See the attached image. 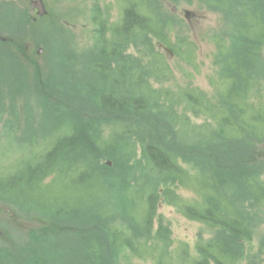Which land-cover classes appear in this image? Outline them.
<instances>
[{
    "label": "trees",
    "instance_id": "trees-1",
    "mask_svg": "<svg viewBox=\"0 0 264 264\" xmlns=\"http://www.w3.org/2000/svg\"><path fill=\"white\" fill-rule=\"evenodd\" d=\"M201 2L221 12L234 5L233 0ZM155 3L124 4L130 48L90 51L96 55L92 62L98 61L113 82L96 75L95 81L77 85L76 74H69L63 87L56 89V82L49 92L39 76L46 143L42 152L12 165V172L0 179V207L10 209L7 215L17 228L29 223L31 231L40 224L45 234H59L54 229L60 228L79 235L85 264H112L124 248L139 255L155 253L163 264L172 248L170 232L152 233L157 211L166 204L215 230L209 242L197 245L194 256L185 259L190 254L184 247L173 252L174 264H241L264 218V63L259 48L264 29L256 30V40L244 37L241 45L233 44L242 48L235 52L242 58L233 71L223 40L216 38V60L223 67L211 99L193 88L172 94L153 85L163 84L170 73L154 39L189 62L195 50L185 41L177 48L171 44L166 24L153 15ZM248 3L241 7L256 11L264 5L263 0ZM252 18L256 25L261 22V17ZM13 46L19 53L24 42L15 39ZM139 46L144 48L131 50ZM7 49L13 50L0 47ZM192 115L208 122L195 124ZM45 254L28 243L16 250L0 248V263L49 264Z\"/></svg>",
    "mask_w": 264,
    "mask_h": 264
},
{
    "label": "rangeland",
    "instance_id": "rangeland-1",
    "mask_svg": "<svg viewBox=\"0 0 264 264\" xmlns=\"http://www.w3.org/2000/svg\"><path fill=\"white\" fill-rule=\"evenodd\" d=\"M0 1L1 30L4 34L13 35L24 42V48H21L19 53L15 48L7 46L1 47L13 50H0V179H2L12 172L14 168L12 165L22 163L26 158L44 149L46 143L44 137L48 133V128L41 124L45 117L42 109L45 101L42 99L40 88L36 86L39 76L46 83L42 88L45 89L47 86L49 92H52L51 87L56 82V89L63 87L69 74H76L77 85L87 80L95 81L96 75L101 80L109 78L99 68L98 61L92 62L96 55H90V51H96V48L92 47L99 37L101 39L109 37V28L118 20L124 4L121 0H45L48 15L38 21H31L29 15L32 13L31 5L21 0ZM155 1L158 10L153 15L159 16L166 24L170 36L172 35L169 40L171 44L177 48L176 45L180 47L185 41L194 48L195 52L190 62L186 61L183 55H175L171 60L165 57L170 73L162 81L163 84L154 81V87L169 90L172 94H177L185 88H193L200 90L211 99L215 94V88L221 84L217 78L220 77L223 67V64L217 63L216 60L219 52L216 38L224 40L225 48L222 51L224 53L227 51L226 55L229 58L227 66H231L232 60L231 71H233L238 59L242 58V53L238 58L235 52L242 48H230L231 44L241 45V38L244 37L256 40L258 35L256 36L255 31L258 29L248 33L238 32L240 39L232 43L229 36L233 32L231 28L238 30L248 22L253 26L256 25L250 14L252 6L241 7L242 3L249 4V1L253 3L255 1L233 0L234 5L224 7L222 12L210 9L201 0H153ZM257 1L261 3V0ZM260 5L264 8L262 3ZM227 10L233 12L232 17L238 24L229 27L225 23ZM94 17H98L103 25V33L102 30L99 31L98 37H95L93 31ZM153 43L157 46L158 42L154 39ZM131 48L135 50L144 47ZM259 48H262L261 57L264 63V44ZM40 49L43 50L42 53ZM134 55L139 54L134 53ZM142 57L140 53V58ZM70 63L74 64L75 72ZM263 79L264 74L261 83L262 93H264ZM109 81L113 82L114 78H109ZM75 90L80 88L76 87ZM256 100L254 103L257 102ZM192 121L195 124L208 122L205 118H196L193 115ZM109 162L106 163L109 165ZM109 166H112V162ZM9 210L7 207H0V229L3 232L0 237V248L16 250L28 243L35 252L36 249L37 253L45 252L44 259L49 264H85L86 261L83 259L85 250L79 235H67L66 230L60 228L54 229L55 232H60L59 234H45L46 231L41 230L40 224L33 225L35 228L31 231H29V223L24 227L19 223V227L22 228H17L7 215ZM79 212L91 215L93 211ZM127 212L123 213L127 214ZM37 229L40 230L32 233ZM166 230L170 232L172 248L170 253L164 256L163 264H174L173 252L181 247L186 248V255L190 254L185 256V259L194 256L197 245L201 242H209L215 233L208 224L190 220L173 207L163 204L154 219L152 236L159 231L166 233ZM37 237L40 240L34 243ZM150 242L149 246H152ZM157 262L158 257L155 253L133 254L125 248L112 258V264H158ZM0 264H13V262L11 259H6ZM241 264H264V218L251 241L246 244V254Z\"/></svg>",
    "mask_w": 264,
    "mask_h": 264
},
{
    "label": "flooded vegetation",
    "instance_id": "flooded-vegetation-1",
    "mask_svg": "<svg viewBox=\"0 0 264 264\" xmlns=\"http://www.w3.org/2000/svg\"><path fill=\"white\" fill-rule=\"evenodd\" d=\"M21 1L27 3L28 5H31L32 13L29 14V15H31L30 16L31 21H38L40 18H44L48 15V13H47L46 16L40 17L38 14V10L33 9L32 4L36 0H21ZM42 1L45 4V0H42ZM121 1L123 2L122 4H125L126 2H128V0H121ZM45 8H46V6H45ZM123 8L121 9V11L119 13L118 20L116 22L112 23L111 28H109V31H108L109 37H106V40H104L105 44H102V45L98 44V41L100 40V37H99L98 41L96 40V44L93 45L92 48H130L128 44L124 45L125 39L128 38V35H127L126 28H125ZM47 12H48V9H47ZM0 16H1V1H0ZM92 22L94 23V30L93 31H94L95 37H98L99 31L102 30L101 21L99 20L98 17H94ZM119 31H121L120 35H118ZM115 35L120 36V38H118L119 39L118 43L115 42ZM11 42L15 43V38H13L11 35L9 36V35L4 34L3 30H1V28H0V47H1L2 43H4V46L11 47L10 46Z\"/></svg>",
    "mask_w": 264,
    "mask_h": 264
},
{
    "label": "bare ground",
    "instance_id": "bare-ground-1",
    "mask_svg": "<svg viewBox=\"0 0 264 264\" xmlns=\"http://www.w3.org/2000/svg\"><path fill=\"white\" fill-rule=\"evenodd\" d=\"M252 1V0H251ZM256 1V0H254ZM239 7V6H237ZM251 10H255V8L252 6L251 7ZM262 12V13H261ZM232 14L233 12L231 11L230 13H226L225 15L227 16V19L225 21V23H227V25L230 27H232L233 25L235 24H238L236 22V20L234 21L233 17H232ZM252 15H256L258 18L261 17V22H259L256 26H253L251 24V22H248L247 25H244L242 26L241 28H239L238 30H236V28H231L233 30V32L229 35L231 37V42L233 43L234 40H239L240 39V36L238 35V32L239 33H248V32H251L253 29H258V28H262L264 29V21H263V17H264V9L263 8H258L256 9V11H253L251 12ZM237 15V14H234V16ZM241 17V13L239 15ZM240 19V18H239ZM253 20V19H252ZM102 26V33H103V25L101 24ZM122 31V30H121ZM256 32V31H255ZM13 38L16 39L15 36L11 35ZM118 38H120V36L118 35H115V40H117ZM104 40H106V38L104 37V39H101L98 41V44L99 45H102V44H105ZM224 42V40H223ZM223 42H222V46L221 48H225V45H223ZM129 43V39H125V44L124 45H127ZM10 44H13L15 45L14 42H11ZM13 45H10L11 47H14ZM233 44H231L230 48L232 47ZM227 48V46H226Z\"/></svg>",
    "mask_w": 264,
    "mask_h": 264
},
{
    "label": "water",
    "instance_id": "water-1",
    "mask_svg": "<svg viewBox=\"0 0 264 264\" xmlns=\"http://www.w3.org/2000/svg\"><path fill=\"white\" fill-rule=\"evenodd\" d=\"M33 9H37L38 10V14L39 16H43L47 14V10L45 8V5L43 3L42 0H36L33 2L32 4ZM159 50L164 53V55L169 59H173L175 56V53L169 49L168 47L164 46L163 44H159L158 45ZM43 50H40V53H42ZM111 164V162H109V165ZM3 234L2 230L0 229V236Z\"/></svg>",
    "mask_w": 264,
    "mask_h": 264
}]
</instances>
